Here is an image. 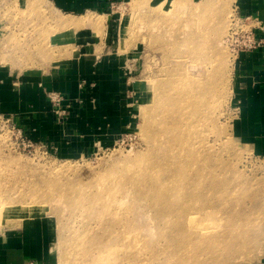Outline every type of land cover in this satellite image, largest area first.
Returning a JSON list of instances; mask_svg holds the SVG:
<instances>
[{"label":"rangeland","instance_id":"obj_1","mask_svg":"<svg viewBox=\"0 0 264 264\" xmlns=\"http://www.w3.org/2000/svg\"><path fill=\"white\" fill-rule=\"evenodd\" d=\"M141 1L111 0L107 8L76 14L77 17L73 18L58 12L52 0H0L1 67L17 75L48 71L71 58L75 48L73 41H76L81 46L84 45L81 47L82 55L93 49L96 52L117 54L128 82L129 103L127 107L124 105L128 109V118L115 132L113 141L99 146L88 156L69 159L58 156L48 148L26 147L5 120L0 119V183L8 190L2 198L8 203L14 190L18 194L26 190L30 195L35 193L34 200L38 201L34 206L32 198L31 201L28 199L31 196H27V209L14 208L17 209L14 210L16 216L2 223L0 233L31 221L45 223L44 239L48 241L49 257L41 264H69L72 255L81 248L96 246L98 241L107 238L109 232H106L99 221L100 205L91 203L86 205L89 207L86 210L79 208L76 201L81 196L102 195L109 204L121 196V185L124 192L128 191V195L132 192L131 188L136 183L133 181L134 177V180L140 179L142 184L156 176L154 172H150L145 180L141 177L143 167L154 156L151 135L161 132L159 123L162 122L161 107L164 103L159 106L156 99L161 97L166 102L175 93L173 88L166 85L171 82L170 72L173 67L184 69L187 76L190 75L189 78L192 75L196 77L199 71L196 66L189 65L190 62H187V67L176 62L171 54L175 41L182 38L181 31L185 22L188 20L192 24L201 9L205 10L211 0ZM184 1L190 3H185L184 6ZM212 1L215 9L224 4V17L220 20L224 30L222 29L223 35L217 42L219 56L224 54V58L220 56L222 62H219V57L214 56L208 62L204 80L199 78L195 86L193 84V88H199L200 91L207 86L206 89L212 92L214 98L192 106L194 109H189L185 127H192L191 141L195 148H199L198 151L208 147V153H201L212 157L213 164L219 166L225 178L234 181L238 179L239 185L244 183L249 186L246 192L249 198L244 203L254 207L256 200L264 203V157L256 154L248 145L240 143L233 132L236 116L232 92L234 61L226 38L232 33L231 17L237 0H215L217 3ZM89 21L94 23V29L86 26ZM237 27H241L242 31H249L251 25L243 22L238 23L235 28ZM240 29L236 35L243 34ZM106 40L108 44L101 51ZM179 42L180 40L178 44ZM211 43L205 47L210 53ZM186 86L192 88V84L188 86V81ZM206 111H209V115ZM159 140L158 138L157 142L161 143L162 140ZM54 184L59 187L55 191L51 190ZM128 195L120 197L127 231L134 235L137 233L144 239L142 251L149 253L158 250L156 243L159 240L152 239L151 234L144 230L147 227L158 229L155 223L156 208L150 205L146 197L136 200ZM32 206L42 211L46 208L44 215L34 214ZM262 219L256 227L260 238L264 236V216ZM262 241L264 240L260 241L262 245H250V249L254 247V252L250 250V253L254 254L247 256L249 259L241 257L243 261L238 258L229 264L264 261Z\"/></svg>","mask_w":264,"mask_h":264},{"label":"bare ground","instance_id":"obj_2","mask_svg":"<svg viewBox=\"0 0 264 264\" xmlns=\"http://www.w3.org/2000/svg\"><path fill=\"white\" fill-rule=\"evenodd\" d=\"M186 1L183 2L184 6L190 0ZM212 3V0L208 2L205 10L201 7L200 14L192 24L188 20L185 22L181 31L183 40L181 38L175 41V48L171 54L173 59L186 67L187 62L196 66L199 77L197 73L196 77L192 75V78H189L190 75L187 76L184 69L174 67L171 69V82L166 85L170 89L173 88L175 93L166 102H163L161 97L156 99L159 106L164 103L161 107L162 122L159 123L161 132L151 135L154 156L141 171L142 180H145L150 172H154L156 176L142 184L140 179L134 180L136 178L134 177L133 181L136 183H133L132 192L129 194L136 200L146 197L150 205L156 208L155 223L158 229L147 227L144 230L151 234L152 239L159 240V243H156L159 249L149 253L142 251L144 239H141L142 237L137 233L134 235L127 231L125 212L120 207V197L128 195V191L125 193L121 185V196L113 199L109 204L102 195L81 196L76 201L79 208L86 210L89 208L86 205L91 203L100 205L99 221L109 235L104 241H98L96 246L83 247L74 253L69 264H229L235 259L241 257L244 259L251 255L255 244L262 245L260 241L264 240V236L261 237L263 239L258 236L256 227L259 226V221H263L264 203L256 200L254 207L244 203L249 198L246 194L249 186L244 183L239 185L238 179L234 181L225 178L219 166L213 164L212 157H206L201 153H208V147L201 152L198 151L199 148L197 146L195 148L191 141L192 127L190 129L185 127L189 109L193 110L192 106L195 104L214 98L212 92L206 89V84L201 91L199 88L197 90L193 88V84L195 86L199 78L204 80L208 62H211L214 56L219 57V62L220 56L224 58V54L219 56L220 50L219 46L217 47L222 29L224 30L220 21L224 17L222 13L224 4L221 2L222 5L215 9ZM210 5L211 10H209ZM220 13L222 14L218 15ZM230 25L232 27V17ZM86 26L92 27L93 22H87ZM209 43L212 44L211 53L205 49ZM187 81L188 86L192 84V88L186 86ZM197 93L199 94L196 96ZM208 112L206 111L207 115ZM158 138L159 141L162 140L161 143L157 142ZM58 188L54 184L51 190L55 191ZM7 191V187L0 183V227L3 222L16 216L14 210L17 209L14 208L27 209L29 206L27 196H31L28 199L32 198L34 206L38 202L34 200L35 193L30 195L25 190L22 194H18L14 190L6 203L2 195ZM34 206H32L33 213L43 216L46 208L42 211L35 209ZM137 230L139 231V228ZM114 237L116 239H113ZM251 244H254V247L250 249ZM250 250L253 252L250 253Z\"/></svg>","mask_w":264,"mask_h":264},{"label":"crops","instance_id":"obj_3","mask_svg":"<svg viewBox=\"0 0 264 264\" xmlns=\"http://www.w3.org/2000/svg\"><path fill=\"white\" fill-rule=\"evenodd\" d=\"M110 1L52 0L58 12L73 18L107 8ZM234 9L243 19L264 23V0H237ZM258 36L264 37V33ZM73 42L71 58L48 71L17 75L0 66V119L9 120L36 146L69 159L88 156L113 141L128 118L125 107L129 103L128 82L117 54L93 49L82 55L84 45ZM107 44L106 40L101 51ZM233 68L235 138L264 157V45L240 53ZM50 93L63 97V117L56 114ZM44 225L31 221L0 233V264H41L47 260Z\"/></svg>","mask_w":264,"mask_h":264},{"label":"built area","instance_id":"obj_4","mask_svg":"<svg viewBox=\"0 0 264 264\" xmlns=\"http://www.w3.org/2000/svg\"><path fill=\"white\" fill-rule=\"evenodd\" d=\"M243 22L251 25L249 31H242V29H240L241 27L235 28L238 23L241 24ZM232 27V33L226 38V43L232 53L234 63L240 53L244 51L254 50L264 45V37L258 36V34L256 35L257 31L264 33V23L258 21L257 19H252L250 17L247 19H243L238 15L237 10L234 9V14L232 17ZM239 29L240 32L243 33L242 35H236L238 34L237 30ZM48 97L52 102L53 106L56 108V114L61 117L66 115V111L61 110L63 97L57 93H50ZM4 120L6 124L10 126L11 130L17 133V136L21 139L24 146L29 148L38 147L39 149H45V147L36 146L33 142L25 138L21 130L17 129L14 125H12L9 120Z\"/></svg>","mask_w":264,"mask_h":264}]
</instances>
